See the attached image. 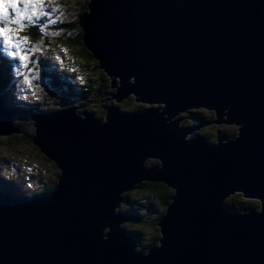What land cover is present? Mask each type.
<instances>
[{
	"label": "water",
	"instance_id": "obj_1",
	"mask_svg": "<svg viewBox=\"0 0 264 264\" xmlns=\"http://www.w3.org/2000/svg\"><path fill=\"white\" fill-rule=\"evenodd\" d=\"M77 25L108 99L148 106L31 116L59 170L49 192L0 188V264H264V0H87ZM201 108L235 138L186 139L201 118L173 117ZM12 115L0 98V136L19 132ZM141 182L173 191L146 250L118 211ZM233 194L258 209H224Z\"/></svg>",
	"mask_w": 264,
	"mask_h": 264
},
{
	"label": "rangeland",
	"instance_id": "obj_2",
	"mask_svg": "<svg viewBox=\"0 0 264 264\" xmlns=\"http://www.w3.org/2000/svg\"><path fill=\"white\" fill-rule=\"evenodd\" d=\"M83 1L85 0H53V5H60L57 13L54 14L55 16H59V20L56 24H53L58 26V28H53L52 25H48L46 27V33L49 34L46 35L56 39L65 31L69 36L75 34L73 31L65 30V27L69 22L77 20V15L79 14L78 12H80L83 7L81 6ZM45 3L47 4L48 0H45ZM51 6L52 5H49V9ZM41 23H43V18L41 19ZM57 31L59 32L58 35H50V33ZM39 47L42 49V52L36 53L37 65L33 66L30 64L29 66L34 67L33 73L29 74L32 76L31 85L24 84L23 78L16 75V64H12V66L9 67L10 74H8V77L10 78L11 75V79L9 82H4L6 85V101L14 102L13 105H15L17 109L14 110L8 107L4 108L9 112H13V115L10 117L11 126L13 125L15 128H19L20 130L18 133L11 132L9 135L0 136V186H11L19 194H23L25 196H30L34 193L39 194V192L46 188H52L51 186L55 184L57 178L56 172L58 171L55 164L45 158L39 149L31 142V137L34 133V121L31 118L33 113H42L40 109L43 110L45 107L55 108L59 105L62 107H57L56 109L73 107L75 113L80 115L86 113L90 117L93 115V117H97L99 120H102V114L105 111V106H117L123 112H130L148 106L147 103L140 101L135 102V99L130 98L131 94L129 97L119 102H116L114 99H108L111 98L109 95H111L110 92H112L114 88L111 89L110 86L108 87L109 89L105 88L104 81L107 80L102 79L100 76H96L95 88L102 92H100V95L96 98L94 95H91V100L94 101L92 104L88 102L83 105V100H81L83 97H76V93L71 91L73 88L68 89L65 87V90L69 92L67 93L58 89V86L60 85H58V82L52 80L49 83V80H47V72L44 71V62L50 63L51 65L53 64L52 67L57 69L58 73H60V70L68 72L69 77L71 78L68 81L73 86L74 83L77 84L80 79L90 75H97L96 70L98 68L89 63V58L82 52V47L80 45L63 41L61 38H57L51 46L48 45L47 47H44L41 45ZM61 47L67 49V52L65 53L64 51H61ZM57 56L60 57L59 60H57ZM64 78H66V76ZM34 86L35 90L33 88ZM104 89L110 91H107L106 94H104ZM103 100L105 101L102 102ZM22 109L32 110L29 111L32 113L27 117L28 114ZM198 110L203 111L202 113H205V117H211L212 119L210 122L204 123L198 130L195 129L192 133L188 135L186 134V139L195 136L196 133L203 136L208 134L212 139H216L218 134L225 135L228 138V136L233 132V128H236L233 125L213 124L212 121L214 116L211 110H206L204 108ZM190 118L191 110L185 113H179L173 117V119L180 120L179 124L182 126L190 125ZM155 161V159H151L145 163L147 166L158 165ZM123 195L125 196V194ZM129 195H131L130 198L134 197V199H138L139 196L143 197L144 194L132 192L129 193ZM237 195L241 197L240 194H233L229 196L227 200H231L234 203V201L238 199ZM241 201L243 204L247 202L250 204L253 200L243 199L241 197ZM253 208L258 209V202ZM237 211L243 212V209ZM150 219L151 216L146 218V220ZM130 222L129 218L128 221L122 224V226L127 233L133 235L134 231H136V225ZM127 228L131 231L129 232ZM145 230L149 233V229L147 227H145ZM149 234L144 236L142 234V238L139 240L140 243L145 242L148 239Z\"/></svg>",
	"mask_w": 264,
	"mask_h": 264
},
{
	"label": "trees",
	"instance_id": "obj_3",
	"mask_svg": "<svg viewBox=\"0 0 264 264\" xmlns=\"http://www.w3.org/2000/svg\"><path fill=\"white\" fill-rule=\"evenodd\" d=\"M86 3L87 0L82 2V9L80 12H78L79 14L77 15V20L79 18V16L85 11L86 9ZM77 20H73L74 22H69L67 24V26L65 27V30H69V31H73L75 34H73L72 36H69L66 31L63 32L59 37L57 38H61V40L69 42V43H73L76 45H80L82 48V52L87 55V57L89 58V63L92 65H94L95 67H97V61L91 57V54L88 52V50L84 47L82 41H81V31H79L78 25H77ZM53 28H58V26L56 25H52ZM23 35H26L30 38V40L33 43H37V46H41L43 45L48 46V45H52L54 43V41H56V39L48 37L46 34L43 36V40L41 42V33L39 32L37 27H29L26 29V31L24 33H22ZM37 55L35 53V59H36ZM37 65V63H36ZM12 66V64L3 58H0V97L4 100V105L8 108H12V109H17L14 104V102L9 101L7 102V97H6V92H5V88L6 85L4 84V82H9V80L11 79V75L10 78L8 77V74H10L9 71V67ZM30 66V65H29ZM44 71L47 72V80L50 81H55L58 82V89L60 91H65V87H67L68 89H71V91L76 93V97H80L82 98L81 100H83V105L87 104L88 102H90V104H92L94 101H92V96L94 95V97L96 98L97 96H99L100 92L95 88V83H96V78L97 77H101L102 79H105L107 81H104V86L105 88L109 87V80L106 77V75L103 73V71H101L98 67L97 71V75H90L87 76L83 79H80L79 82H77V84L74 83V86L68 81L71 78L69 77V73L68 72H63L60 70V73L57 72V69H54L50 63L44 62ZM64 75V76H63ZM66 76V78H64ZM97 76V77H96ZM37 77V76H36ZM13 79V78H12ZM67 84V86H66ZM50 86V85H49ZM35 90V86L33 87ZM37 88V87H36ZM109 89V88H108ZM107 89H104V94H106ZM69 93V92H67ZM129 97V96H128ZM130 98H133V95L130 96ZM94 100V99H93ZM58 108H61L62 106H57ZM55 108H44L43 110L40 109L41 112H50V111H56L58 109ZM107 106H105L106 108ZM24 110L29 116V114H31L29 111L32 110H27V109H22ZM105 110V109H104ZM39 111V112H40ZM85 112V110H84ZM203 111L201 110H197L196 112H194L195 116H198L199 118H201L202 122L208 123L211 121V117H205V113H202ZM23 113V111H22ZM105 113V111H104ZM103 113V114H104ZM102 114V115H103ZM93 117V115H92ZM96 120H99V118L94 117ZM236 130V131H235ZM237 133V127L233 128V132L228 136V138L225 135H221V136H225L227 140H232L235 138ZM200 135V134H197ZM217 135V136H218ZM203 136V135H201ZM206 137V139H208L210 142L214 141L215 139H212L208 134L204 135ZM156 164H158V161H155ZM58 173L56 172V175ZM52 188L54 187V185L51 186ZM8 188L9 191H13L16 192L18 194V192L16 190L13 189V187L8 186L6 187ZM44 190H48V192L51 190L50 189H44ZM43 190V191H44ZM135 191V192H134ZM42 192V191H41ZM140 193V194H144L143 197L139 196L138 199H134L130 198L131 195H129V193ZM38 193H34L32 195H36ZM173 194V191L166 187L163 183L160 182H154V183H150V182H141L137 185L136 188H134L133 190L125 193V196H123L124 200L121 203V205L119 206L118 211L124 212L125 214H129V218H130V223L135 224L136 225V231H134L133 236L135 238V240L137 241V244L139 243V245H137V249L138 250H146L148 247H151L153 245L157 244V239H158V228H157V220L158 218L161 216V214L163 213V211L165 210V207L167 206V204L170 202L171 200V196ZM139 195V194H138ZM31 196V195H30ZM238 199L234 201V203L230 200H225L223 203V207L226 210H230V211H237V210H241V209H246V208H253L254 206L257 205V201H252L250 204L247 203H242L241 201V197L239 195H237ZM231 199V198H230ZM233 199V197H232ZM243 205H242V204ZM148 216H151L150 220H146V218ZM143 217V218H142ZM145 227H147L149 229V234L146 230ZM128 230V228H127ZM129 232L131 230H128ZM143 234H149L148 239L143 242L140 243V239L142 238L141 235Z\"/></svg>",
	"mask_w": 264,
	"mask_h": 264
},
{
	"label": "snow or ice",
	"instance_id": "obj_4",
	"mask_svg": "<svg viewBox=\"0 0 264 264\" xmlns=\"http://www.w3.org/2000/svg\"><path fill=\"white\" fill-rule=\"evenodd\" d=\"M49 5H52L50 9ZM59 8L60 5H53V0H48L47 4L45 0H0V58L17 65L16 75L21 76L26 85H31L32 76L29 74L34 71L29 65H36L35 53L42 52V49L22 33L29 27H37L42 42L43 36L49 34L46 27L59 20V16L54 15ZM58 34V31L50 33ZM61 51L66 53L67 49L61 47Z\"/></svg>",
	"mask_w": 264,
	"mask_h": 264
},
{
	"label": "flooded vegetation",
	"instance_id": "obj_5",
	"mask_svg": "<svg viewBox=\"0 0 264 264\" xmlns=\"http://www.w3.org/2000/svg\"><path fill=\"white\" fill-rule=\"evenodd\" d=\"M197 110H198V109H193V110H191V117H192V116H195V115H194V112H196ZM44 191H46V190H44ZM42 192H43V190H42ZM42 192H39V193H42Z\"/></svg>",
	"mask_w": 264,
	"mask_h": 264
},
{
	"label": "bare ground",
	"instance_id": "obj_6",
	"mask_svg": "<svg viewBox=\"0 0 264 264\" xmlns=\"http://www.w3.org/2000/svg\"><path fill=\"white\" fill-rule=\"evenodd\" d=\"M38 104V103H37ZM53 111V110H52ZM52 111H50V112H52ZM48 115H49V113H48ZM103 121L105 120V114H103V119H102ZM32 138V137H31ZM56 167L58 168V166L56 165ZM59 170V169H58ZM51 189H53V188H51Z\"/></svg>",
	"mask_w": 264,
	"mask_h": 264
},
{
	"label": "clouds",
	"instance_id": "obj_7",
	"mask_svg": "<svg viewBox=\"0 0 264 264\" xmlns=\"http://www.w3.org/2000/svg\"><path fill=\"white\" fill-rule=\"evenodd\" d=\"M134 98V97H133ZM6 107V106H5ZM205 123V122H204ZM125 194V193H124ZM37 195V194H36Z\"/></svg>",
	"mask_w": 264,
	"mask_h": 264
}]
</instances>
